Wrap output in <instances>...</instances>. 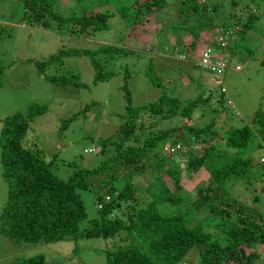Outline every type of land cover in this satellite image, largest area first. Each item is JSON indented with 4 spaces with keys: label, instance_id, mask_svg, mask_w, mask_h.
<instances>
[{
    "label": "trees",
    "instance_id": "trees-1",
    "mask_svg": "<svg viewBox=\"0 0 264 264\" xmlns=\"http://www.w3.org/2000/svg\"><path fill=\"white\" fill-rule=\"evenodd\" d=\"M60 1L22 0L19 22L46 30L55 23L60 27L67 23L74 26V33L82 34L108 29L115 15L83 9L66 17L55 9L54 4ZM110 1L106 0L116 2L122 17H131L129 45L150 46L156 42L142 20L149 11L159 17L160 11L170 7L171 0ZM122 2L125 3L120 5ZM177 9L178 20H167V23L172 28L171 35L176 36L174 49L186 42L185 36H191L189 49L192 50L187 49L188 53H194L203 44L199 45V41L204 31L216 28L226 36L240 27L239 33L244 38L247 30L264 15V12L252 11L242 0L230 3L228 0H178ZM246 11L250 13L243 21L241 15ZM231 18L233 24L218 23ZM7 27L0 24L2 38L12 34L13 29ZM164 28L162 34L169 36ZM144 30H147L146 36L140 35ZM161 31L158 38L162 36ZM233 35L234 32L227 37L228 41ZM211 44L222 48L218 39ZM134 52L111 44L96 50L61 49L46 60L31 57L25 60L35 62L39 72L46 75L52 66L62 65L65 57L86 54L98 70L94 82H99L112 76L104 71L105 65L99 60L116 62ZM2 73L0 58V80ZM131 76L127 72L125 80L128 82ZM46 78L56 84L85 86L80 75L73 71L57 72ZM122 88L127 106L118 134L101 138L100 152L107 158L93 168L75 169L66 180L54 172L57 156L48 159L42 149L27 139L31 123L47 111V105L34 103L27 114L16 112L2 120L1 162L8 196L0 214L1 233L17 243H49L81 238L110 239L126 231L132 242L107 251V264H181L194 247L199 249L200 264H256L264 254V215L261 211L254 213L229 195L235 181L252 182L255 158L245 151L255 144L257 135L264 137V113L257 118L260 128L230 127L222 138L215 115L224 107L223 97H218L219 104L214 105L213 96H206L204 91L194 99L172 97L164 92L157 101L134 106L128 84ZM225 92L222 90V94ZM198 106L202 108V116L211 112L212 119L203 124L185 121L183 125L163 129L155 120L147 118L157 114L160 120L177 116L190 120ZM256 144L264 150V142L257 140ZM147 162L154 172V180L142 192L137 178L146 173ZM258 162L264 169V158ZM202 169L207 179L192 198L184 189L182 172L189 170L195 174ZM96 176L100 178L98 181L93 179ZM95 184L98 185L94 191L98 216L82 226L88 220V212L81 191ZM14 264L48 262L43 255H37Z\"/></svg>",
    "mask_w": 264,
    "mask_h": 264
},
{
    "label": "rangeland",
    "instance_id": "rangeland-1",
    "mask_svg": "<svg viewBox=\"0 0 264 264\" xmlns=\"http://www.w3.org/2000/svg\"><path fill=\"white\" fill-rule=\"evenodd\" d=\"M242 1L249 4L252 11L257 10L261 14L264 12V0ZM21 3L22 0H0V24L8 26L7 29H13L11 35L4 38L0 36V58L3 65L0 80V136L2 120L5 117L16 112L27 114L34 103L47 105V111L36 116L31 123L27 139L42 149L48 159L57 156L54 172L60 178L66 180L75 169L93 168L107 158L100 152L101 138L118 134L123 122L122 114L126 112L127 106L122 88L125 84H128L133 94L134 106L157 101L164 92L184 99H194L205 92L206 96H213L214 105L219 104L218 97H223L224 107L215 115L221 137L230 127L250 125L260 128L257 118H260V113H264V15L254 27L247 30L244 38L238 33L229 47L211 46V42L220 38L219 29L215 28L208 30L211 32L204 31L199 41V45L203 44L194 53H188L191 36H185L186 42L174 49L176 36L171 35L172 28L167 23V20H178V0H171L170 7L160 11L159 17L151 14V11L145 15L142 22L149 34L156 38V42L150 46L135 43L129 45V33L133 27L130 26L131 17H122L116 2L61 0L55 3L57 12L66 17L82 12L83 9L115 14L110 19L108 29L82 34L74 33V26L67 23L61 27L55 23L50 30L24 26L19 22ZM248 13L250 11L241 15L243 21H246ZM218 23L230 25L234 20H219ZM162 27L167 29L169 36L162 34ZM147 30L141 31L140 35L146 36ZM160 31L162 36L158 38ZM111 44L131 48L135 52L116 62L106 63L105 59L99 60L100 64L105 65L104 71L112 74L109 79L94 82L98 70L86 54L67 56L64 63L59 64L60 69L52 66L47 70L46 75L73 71L80 75L85 86L53 83L39 72L35 62L25 60L29 57L46 60L61 49L96 50ZM208 49L214 54L222 53L225 56L228 70L224 76L198 65L202 60V53ZM238 66L241 69H237ZM127 72L132 75L128 82L125 80ZM223 88L226 91L224 94ZM230 101L232 105L228 103ZM201 109L198 106L190 120L181 116L160 120L157 114V117L147 118L148 121L155 120L157 126L163 129L183 125L185 121L203 124L211 120L212 115L210 112L202 116ZM255 140L264 142V137L257 135ZM256 141L250 150L245 151V154L255 158L250 179L252 182L245 183L244 179L235 181L230 188L229 197L243 202L254 213L261 211L264 215V169L258 162L264 158V150L257 147ZM222 144H225V140H222ZM197 150L199 152L201 147L198 146ZM145 165L146 173L137 178V186L142 192L154 180L150 165L148 162ZM182 174L184 189L194 198L198 187L206 181L207 174L203 169L195 174L184 170ZM93 179L98 181L100 178L96 176ZM97 186L95 184L88 190L81 191L88 212V220L82 226L88 225L90 219L98 216V203L94 192ZM7 196L8 183L3 176L0 147V214ZM131 242L126 231L110 239L81 238L78 241L66 239L49 243H17L0 231V264H14L19 259L37 255H43L48 264H107V251ZM181 264H200L199 249L194 247ZM256 264H264V254Z\"/></svg>",
    "mask_w": 264,
    "mask_h": 264
},
{
    "label": "built area",
    "instance_id": "built-area-1",
    "mask_svg": "<svg viewBox=\"0 0 264 264\" xmlns=\"http://www.w3.org/2000/svg\"><path fill=\"white\" fill-rule=\"evenodd\" d=\"M233 32L235 34V30H234L230 34L228 33V35L226 36L219 34L220 38H218V42L223 46V48L229 46L230 41H228L227 37L231 35ZM233 37L234 35L231 38ZM201 58L202 60L199 63V65L204 69L215 72L220 76H224L228 70V65L225 57L219 54H214L210 49L204 51ZM237 69H240V67H237ZM221 82L222 81H220V83ZM222 90L225 91L224 88Z\"/></svg>",
    "mask_w": 264,
    "mask_h": 264
},
{
    "label": "clouds",
    "instance_id": "clouds-1",
    "mask_svg": "<svg viewBox=\"0 0 264 264\" xmlns=\"http://www.w3.org/2000/svg\"><path fill=\"white\" fill-rule=\"evenodd\" d=\"M240 27H237V30H235V34H234V37L233 38H231L230 39V42H231V40H233V39H235V37H236V35L239 33V31L240 30H238ZM230 42H229V45H230ZM227 47H229V46H227ZM226 47V48H227ZM222 48H223V46H222ZM203 54V53H202ZM218 54V53H217ZM219 55H222V56H224L222 53H219ZM202 56V55H201ZM225 57V56H224ZM226 59V58H225ZM198 65H199V63H198ZM200 66V65H199ZM201 67V66H200ZM238 67H240V66H238ZM202 68V67H201ZM204 69V68H203ZM240 69H241V67H240ZM220 82V81H219ZM221 84H223V82H221Z\"/></svg>",
    "mask_w": 264,
    "mask_h": 264
},
{
    "label": "crops",
    "instance_id": "crops-1",
    "mask_svg": "<svg viewBox=\"0 0 264 264\" xmlns=\"http://www.w3.org/2000/svg\"><path fill=\"white\" fill-rule=\"evenodd\" d=\"M264 252V251H263Z\"/></svg>",
    "mask_w": 264,
    "mask_h": 264
}]
</instances>
